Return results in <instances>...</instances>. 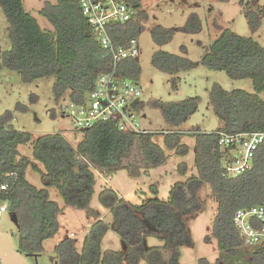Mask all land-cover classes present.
Returning a JSON list of instances; mask_svg holds the SVG:
<instances>
[{
	"label": "trees",
	"instance_id": "obj_1",
	"mask_svg": "<svg viewBox=\"0 0 264 264\" xmlns=\"http://www.w3.org/2000/svg\"><path fill=\"white\" fill-rule=\"evenodd\" d=\"M129 1L139 8L140 0ZM0 7L8 22L11 41V49L2 55L0 67L18 72L24 82L54 77L56 100L68 98L80 102L92 90L97 76L109 70L111 54L95 39L81 15L78 0H56L54 5L46 3L42 7L39 14L52 26V31L41 29L36 19L26 13L23 0H0ZM260 14L264 16V8L260 13L250 9L244 11L252 33L260 26ZM146 21V12L139 11L130 21L112 25L113 45L138 39L141 24ZM200 28L198 16L192 14L181 30L197 33ZM150 35L154 44L161 46L172 39L173 31L157 26L150 30ZM151 64L158 71L171 75L197 66L184 57L163 51L153 54ZM200 64L209 70L223 71L233 80L250 79L254 87V93L249 94L242 90L227 92L218 84L212 86L210 104L222 124L213 132L179 131V127L196 113L198 97L177 102H151L172 129L166 133L148 130L126 133L113 123H99L79 131L83 138L75 147L61 134L32 141L30 134L7 126L12 118L9 113L1 118L0 175L16 174L4 180L9 185V210L17 226L19 254L37 258L44 252L43 242L58 232V216L62 209L50 199L48 191L55 188L65 207L84 210L95 220L79 251L71 238L63 239L54 247L55 264H139L140 261L181 264L180 248L192 243L186 220L201 209L198 192L207 185L217 211L206 240H215L218 256L214 263L202 258L198 264H264V247L247 245L234 223L236 211L264 207V143L256 151L251 168L235 177L223 175L222 153L218 146L220 133H264V101L258 96L264 93V48L251 37L224 30L210 45ZM117 71L122 78L138 82L141 72L138 59L123 61ZM176 80H172L175 88ZM143 106L140 101L137 108L141 110ZM156 136L163 137L167 150L182 157L187 155L188 148L181 143V138L194 137L197 176L174 184L167 200L151 198L141 205L120 198L111 189L102 191L98 201L112 216L114 232L126 249L101 255V242L109 226L90 207L95 186L92 171L107 178L118 171H126L136 178L142 172L162 166L167 157L154 143ZM27 143L32 144V157L44 171L31 160L20 157L17 149ZM30 165L40 174L44 188L38 189L27 182L25 174ZM182 166V174H185V165ZM148 237L158 239L163 245L146 247L144 241Z\"/></svg>",
	"mask_w": 264,
	"mask_h": 264
},
{
	"label": "rangeland",
	"instance_id": "obj_2",
	"mask_svg": "<svg viewBox=\"0 0 264 264\" xmlns=\"http://www.w3.org/2000/svg\"><path fill=\"white\" fill-rule=\"evenodd\" d=\"M46 3L54 5L56 0H23V7L26 13L36 19L41 29L52 31V26L39 14ZM139 4V11H145L147 14V21L141 24L142 31L138 35L137 46L141 69L138 79L141 89L140 101L144 105L137 115L141 128L163 133L172 130L164 123L159 110L151 106L152 101L177 102L198 97L196 113L179 127V131L187 133L194 129L201 132L219 130L222 124L214 115L209 100L212 86L218 84L227 92L242 90L253 94V83L250 79H230L223 71L209 70L200 64V60L224 30L251 37L264 48V16L260 14L261 23L254 33L250 31L244 16L247 9L260 13L264 8V0H140ZM192 14L198 16L200 31L183 32L181 28ZM157 26L173 31L172 39L161 46L154 44L150 35V30ZM10 49L9 26L0 7V63L2 55ZM157 51L184 57L197 63V66L179 75L162 73L151 64V58ZM174 79H178L176 88L172 85ZM54 81V77H47L34 82H24L18 72L0 67V120L9 113L12 118L7 122V126L30 134L32 141L46 135L61 134L75 147L83 135L61 114L60 108L65 106L66 102L55 99ZM258 96L264 101V93ZM153 141L162 148L167 157L165 163L158 168L142 172L136 178L130 177L126 171H118L108 178L95 170L92 171L95 186L90 207L109 226L101 242V255L108 251L121 252L126 249L125 244L114 232L112 216L98 201L102 191L111 189L120 198L134 205H141L151 198L167 200L174 184L185 183L189 178L197 176L194 137L181 138V143L188 148L187 155L183 157L167 150L162 136L154 137ZM17 150L20 157L31 160L44 171L43 166L32 157L31 143L21 145ZM182 165H185V174H182ZM25 178L30 185L38 189L44 188L40 174L34 171L31 165L26 170ZM48 191L50 199L62 209L58 216V232L43 242L44 252L41 255L37 258L28 257L17 252L16 223L13 219L5 217L0 227V264H55L57 255L54 247L65 238L73 239L76 249H81L86 233L95 223L94 218L88 216L84 210L65 207L55 188H49ZM153 192L157 193L154 195ZM198 197L201 209L186 220L192 243L180 248L181 264H198L202 258L214 263L218 256L215 240H206V237L210 236L211 224L217 211L216 203L207 185L200 188ZM144 244L148 248L161 247L163 242L148 237ZM139 264L146 263L140 261Z\"/></svg>",
	"mask_w": 264,
	"mask_h": 264
},
{
	"label": "built area",
	"instance_id": "obj_3",
	"mask_svg": "<svg viewBox=\"0 0 264 264\" xmlns=\"http://www.w3.org/2000/svg\"><path fill=\"white\" fill-rule=\"evenodd\" d=\"M81 15L85 18L99 45L110 52L109 70L100 73L94 86L80 102L61 98L66 105L61 114L72 122L76 131L90 129L99 123H113L126 133H146L138 121L141 89L138 82L122 78L117 67L127 59H138V39L124 45H113L111 27L124 24L135 17L139 9L129 0H78ZM264 143V133H220L218 146L222 153L221 169L225 176H239L248 171L256 151ZM16 174L0 175V227L5 217L11 218L8 199V182L4 179ZM234 223L240 237L249 246L264 247V207L257 206L236 211Z\"/></svg>",
	"mask_w": 264,
	"mask_h": 264
}]
</instances>
